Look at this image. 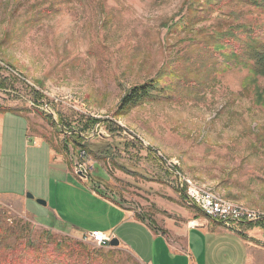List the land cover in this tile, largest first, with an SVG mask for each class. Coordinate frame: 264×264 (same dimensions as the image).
<instances>
[{
    "label": "rangeland",
    "instance_id": "1",
    "mask_svg": "<svg viewBox=\"0 0 264 264\" xmlns=\"http://www.w3.org/2000/svg\"><path fill=\"white\" fill-rule=\"evenodd\" d=\"M239 25L264 39V14L241 0H0V114H10L0 228L78 242L112 264H264V107L244 86L247 72L221 68L212 50L223 34L241 45ZM157 81L161 92L117 113L127 93ZM180 177L261 220L206 241L191 232L188 257L123 228L108 205L151 225L150 197L173 201L163 185L190 219L222 231L185 205ZM93 229L136 256L83 242Z\"/></svg>",
    "mask_w": 264,
    "mask_h": 264
},
{
    "label": "trees",
    "instance_id": "2",
    "mask_svg": "<svg viewBox=\"0 0 264 264\" xmlns=\"http://www.w3.org/2000/svg\"><path fill=\"white\" fill-rule=\"evenodd\" d=\"M241 1L258 13L264 14V0ZM236 29L247 32L245 38L239 41L242 46L234 42L233 35L223 34L218 36L219 40L212 50L218 52L221 68L234 67L240 72H247L244 86L252 88L255 104L264 107V85L259 86V80L264 79V39L253 37V34L248 33L246 28L241 27L240 29V25ZM158 84L157 81L135 87L123 97L117 113H124L129 107L135 106L142 100L152 99L153 94L157 91L161 92L158 89ZM180 192L183 199L186 200L184 192L182 190ZM258 227L264 229V221L259 223ZM16 230L11 228L4 231L3 228H0V237H2L0 239V264H112L107 257L104 260L78 242L61 241L60 238L49 233L32 241L15 235ZM13 236H16V239L14 245L11 246L9 242L10 237ZM21 239L23 240L21 241Z\"/></svg>",
    "mask_w": 264,
    "mask_h": 264
},
{
    "label": "crops",
    "instance_id": "3",
    "mask_svg": "<svg viewBox=\"0 0 264 264\" xmlns=\"http://www.w3.org/2000/svg\"><path fill=\"white\" fill-rule=\"evenodd\" d=\"M10 114L4 113L0 114V161H1V156L3 154V140L5 141L6 138V117H9ZM16 116V115H15ZM5 121V122H4ZM28 131V128H27ZM28 133L26 134V138H28ZM32 139V138H31ZM33 142V147L38 148V149H43L46 147L48 148L47 154L52 156V152L48 145L44 143V141L40 140L39 138H34L32 140ZM26 147H28V144H26ZM64 167L63 165H61ZM159 187H163L161 189L162 192H164L165 196L169 199H172L173 201H168L167 200H157L152 197H150L152 205L156 206L155 211L152 212V217L151 219V225L145 223L144 221L140 220L139 218H136L133 216L132 211L128 206H126L123 203H109V207L116 211L117 213L121 214L124 218V225L123 228L125 227H136L139 228L142 232H147L149 233L154 240H159L161 239V244L163 245V242L167 244L168 251L173 254L174 252L177 253L180 256H188L191 252V244H190V235L191 232H196L199 236V239L201 241H206L209 235H220V234H231L230 232L220 229L222 231H217L211 228V222L204 220V219H199V218H193L190 219L189 213L185 210L183 206L178 204V200L174 192H172L170 189L167 187H164L163 185H159ZM4 196H10V195H4ZM14 196V195H11ZM19 197V196H15ZM187 202H185L186 205ZM188 205V204H187ZM220 226H218L219 228ZM221 228V227H220ZM92 232H98V229H93L91 230ZM90 231V232H91ZM217 231V232H216ZM113 239H117L119 242L120 247H123L126 249L128 252H130L134 257V253H132L126 244L124 239H121L116 236L112 235ZM239 238V237H238ZM239 241L246 247V243L239 238ZM190 256V255H189ZM188 256V257H189ZM140 264H145L149 263L147 259H143L141 261V258L137 259L138 257H135ZM140 260V261H139ZM249 258L246 259V264L249 262Z\"/></svg>",
    "mask_w": 264,
    "mask_h": 264
},
{
    "label": "built area",
    "instance_id": "4",
    "mask_svg": "<svg viewBox=\"0 0 264 264\" xmlns=\"http://www.w3.org/2000/svg\"><path fill=\"white\" fill-rule=\"evenodd\" d=\"M179 189L184 192L187 203L196 207L203 215L221 225L228 232H239L243 224L256 223L261 215L254 211L232 205L220 199L214 193L191 185L186 179L178 178ZM113 237L100 232H91L82 237V241L97 248H110Z\"/></svg>",
    "mask_w": 264,
    "mask_h": 264
},
{
    "label": "water",
    "instance_id": "5",
    "mask_svg": "<svg viewBox=\"0 0 264 264\" xmlns=\"http://www.w3.org/2000/svg\"><path fill=\"white\" fill-rule=\"evenodd\" d=\"M26 198H30L33 199L32 195L27 194ZM40 205L45 206V203L42 201H37ZM119 246V242L117 239H112V241L110 242V247L111 248H117Z\"/></svg>",
    "mask_w": 264,
    "mask_h": 264
}]
</instances>
